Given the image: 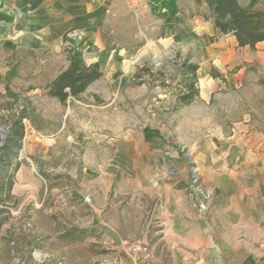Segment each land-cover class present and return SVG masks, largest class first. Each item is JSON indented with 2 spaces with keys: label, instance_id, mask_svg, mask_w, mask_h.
Returning <instances> with one entry per match:
<instances>
[{
  "label": "rangeland",
  "instance_id": "1",
  "mask_svg": "<svg viewBox=\"0 0 264 264\" xmlns=\"http://www.w3.org/2000/svg\"><path fill=\"white\" fill-rule=\"evenodd\" d=\"M166 1V11L159 8L156 17L165 18L172 4ZM0 13L11 18L8 0H0ZM202 13L209 17V12ZM231 37L223 42L232 45ZM68 40L66 36L59 57L29 52L12 66L9 56L0 53V145L11 121L22 110L29 115L23 121L22 148L9 167L14 185L0 211V264H105L117 252L109 250L111 240L99 223L122 226L121 235L134 239L144 214L137 203H130V195L117 193L116 182L125 173L117 163L120 149L130 140L140 149L155 144L164 167L153 177L167 178L174 169L180 178L177 162L186 161L189 174L191 166L199 167L192 146L212 136L214 128L228 134L244 119L253 124L264 120V44L243 47L237 56L241 61L223 71L228 79L211 70L225 85L210 100L201 97L208 74L200 72L199 96L190 105L179 103L187 91L182 62L188 57L199 66L205 62L170 47L142 59L129 79L109 70L80 97L61 103L48 89L68 66L73 51L64 46ZM216 42L210 39L208 45ZM73 44L75 49L86 45L79 40ZM238 74L246 76L241 85L232 79Z\"/></svg>",
  "mask_w": 264,
  "mask_h": 264
},
{
  "label": "crops",
  "instance_id": "2",
  "mask_svg": "<svg viewBox=\"0 0 264 264\" xmlns=\"http://www.w3.org/2000/svg\"><path fill=\"white\" fill-rule=\"evenodd\" d=\"M170 1L174 14L167 8L165 18H158L155 7L150 15L135 19L123 0H8L11 21L0 26V53L9 56L11 66L29 52L59 57L64 39L74 32L84 37L85 63H99L103 75L110 70L129 79L142 59L179 48L205 62L197 75L208 74L201 97L210 100L225 85L211 70L228 79L223 71L241 61L237 56L243 47L232 34L208 45L216 31L212 20L203 16V10L209 12L205 3ZM228 36L232 45L223 42ZM245 78L232 77L240 85ZM226 132L216 127L191 149L204 185L217 193L207 211L196 207L190 196L186 161L177 162L180 178L170 181L153 177L164 167L155 144L140 149L130 140L120 149L117 163L125 173L116 182L117 193L130 195V203H137L144 214L134 239L121 235L122 226L99 223L111 240L109 250L117 252L105 264H133L127 250L137 241L148 248L138 256V264H264V120L253 124L244 119Z\"/></svg>",
  "mask_w": 264,
  "mask_h": 264
},
{
  "label": "trees",
  "instance_id": "3",
  "mask_svg": "<svg viewBox=\"0 0 264 264\" xmlns=\"http://www.w3.org/2000/svg\"><path fill=\"white\" fill-rule=\"evenodd\" d=\"M197 3H205L209 10V17L213 22L215 36L211 41H216L221 36L232 34L241 47H255L259 43H264V7H261L262 0H249L247 6H243L240 0H195ZM175 13L172 5L168 6V11ZM10 22L11 18L5 13H0V23ZM82 48L73 49L69 66L58 75L48 89V95L58 99L61 103H66L70 98H78L84 94L95 82L103 77V72L99 63L88 65L84 61ZM199 64L193 62L191 58L185 59L181 64V71L186 78L185 85L187 91L179 97V103L190 105L199 96L198 75ZM140 73L137 74V76ZM218 77V75H214ZM29 115L22 110L20 115L11 121L8 134L0 145V206L5 210V200L3 197L10 195L14 185L13 175L9 173V167L18 157V150L22 148L23 138L26 132L24 120Z\"/></svg>",
  "mask_w": 264,
  "mask_h": 264
},
{
  "label": "built area",
  "instance_id": "4",
  "mask_svg": "<svg viewBox=\"0 0 264 264\" xmlns=\"http://www.w3.org/2000/svg\"><path fill=\"white\" fill-rule=\"evenodd\" d=\"M124 3H126L127 8L130 12V14L133 16V18L141 19L147 15H150L154 8H160V10L164 13L166 11V8H164L163 3L166 0H123ZM68 41L65 42L64 46L67 47H73L72 49H75V44L79 41H84V37L80 34H75L74 32H70L67 34ZM85 43V42H84ZM83 52L85 53L87 51L86 45L81 47ZM166 177L169 178V180H177V172L173 169L166 173ZM190 187L188 188V191L190 192L192 198L195 201L196 207H198L200 210L207 211L209 210L214 201L216 200V191L214 189H208L204 187L201 177V170L198 166L193 165L190 168ZM148 250L147 246L143 244L142 242L138 241L136 243H133L131 246H129L127 253H129L133 258V264H138V256L140 254L146 253Z\"/></svg>",
  "mask_w": 264,
  "mask_h": 264
}]
</instances>
